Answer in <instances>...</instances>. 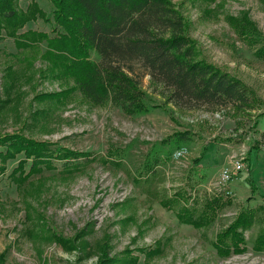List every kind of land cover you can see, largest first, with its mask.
<instances>
[{"label":"rangeland","instance_id":"1","mask_svg":"<svg viewBox=\"0 0 264 264\" xmlns=\"http://www.w3.org/2000/svg\"><path fill=\"white\" fill-rule=\"evenodd\" d=\"M168 1L187 22L197 58L254 91L257 102L253 109L245 113H235L230 107L218 111L171 109L154 94L147 75L136 68L151 109L143 115L126 116L112 104L89 103L72 80L60 79L59 69L44 56L45 40L25 35L20 39L24 47L16 49L15 39L2 35L0 140L20 136L41 143L44 157L55 158L41 160L40 171L28 177L32 159L22 162L23 153H14L5 161L0 158L3 261L264 264V253L252 251L264 226L262 213L244 233V254L221 259L213 248L217 234L240 211L264 207V145L260 144L264 60L235 33V27L246 21L264 39V0ZM29 8L31 14L17 33L49 36L51 27L44 20L52 17L51 4L46 0L17 3L18 14ZM38 12L42 15L35 18ZM92 59L96 60L95 55ZM176 132L188 133L190 141L179 147L173 140L165 141ZM206 146L203 160L195 166L194 160ZM4 148L0 145V153ZM179 150L186 155L176 159ZM67 151L87 155L66 160ZM233 156L243 158L244 168L219 192L220 173ZM178 192L184 193L183 200L169 208L161 206ZM218 194L229 197V204L208 227L194 229L177 220L176 212L182 206L198 215Z\"/></svg>","mask_w":264,"mask_h":264},{"label":"trees","instance_id":"2","mask_svg":"<svg viewBox=\"0 0 264 264\" xmlns=\"http://www.w3.org/2000/svg\"><path fill=\"white\" fill-rule=\"evenodd\" d=\"M19 1L0 0V38L2 35L14 38L16 49L24 47L20 39L25 35L36 36L35 41L45 40L44 56L59 69L60 79L72 80L76 91L93 105L109 103L126 116L149 112L151 107L141 90L136 68L147 75L154 94L171 109L218 111L230 107L235 113H245L257 102L254 91L244 83L197 58L199 52L188 35L187 22L168 0H46L52 6L51 19L44 20L51 27L49 36L33 31L17 33L32 9L18 14ZM41 15L38 12L34 17ZM235 33L249 47H255V56L264 60V39L254 26L242 21L235 27ZM261 137L260 144L264 145V132ZM170 140L179 147L190 138L188 133L176 132L165 141ZM0 145L5 146L0 153L4 161L14 153L24 154L22 162L32 159L25 177L40 171L41 160L54 158L44 157L41 143L20 136L5 137ZM206 151L207 146L194 165H198ZM67 152L66 160H79L87 155ZM19 165L17 170L24 163ZM254 191L251 186V192ZM183 194L178 192L161 206L169 208V204L179 203ZM228 198L216 195L198 215L184 205L176 212V218L194 229L208 227L218 211L229 204ZM258 213L264 214V207L243 209L217 234L213 248L219 258L246 252L244 233L252 227ZM252 251L264 253V226L252 243Z\"/></svg>","mask_w":264,"mask_h":264},{"label":"built area","instance_id":"3","mask_svg":"<svg viewBox=\"0 0 264 264\" xmlns=\"http://www.w3.org/2000/svg\"><path fill=\"white\" fill-rule=\"evenodd\" d=\"M186 155V152L184 150H179L176 153V159H179L183 156ZM243 158L241 157H236L233 156L231 158V160L229 161V164L227 165V167H225L221 173H220V177H219V189L218 191L221 192L223 191V188L229 184L230 182H232V178L234 175L240 173L243 170ZM230 195L229 193H227V196Z\"/></svg>","mask_w":264,"mask_h":264},{"label":"crops","instance_id":"4","mask_svg":"<svg viewBox=\"0 0 264 264\" xmlns=\"http://www.w3.org/2000/svg\"><path fill=\"white\" fill-rule=\"evenodd\" d=\"M202 160H203V159H202ZM202 160H201V161H202ZM194 161H195V160H194ZM201 161H200V162H201ZM200 162H199V163H200ZM199 163H198V165H199ZM198 165H195V166H198ZM200 167H201V166H200ZM3 259H4V257L0 259V262H1L0 264H19V261H16V260H15V261H14V260H13V261H10V260H4V261H3ZM2 261H3V262H2Z\"/></svg>","mask_w":264,"mask_h":264}]
</instances>
